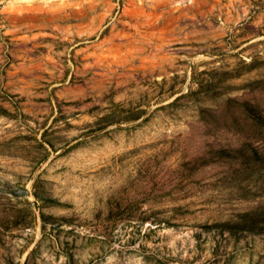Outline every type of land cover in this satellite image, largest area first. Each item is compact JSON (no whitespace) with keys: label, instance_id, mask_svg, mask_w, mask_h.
Returning <instances> with one entry per match:
<instances>
[{"label":"rangeland","instance_id":"obj_1","mask_svg":"<svg viewBox=\"0 0 264 264\" xmlns=\"http://www.w3.org/2000/svg\"><path fill=\"white\" fill-rule=\"evenodd\" d=\"M0 264H264V0H0Z\"/></svg>","mask_w":264,"mask_h":264}]
</instances>
